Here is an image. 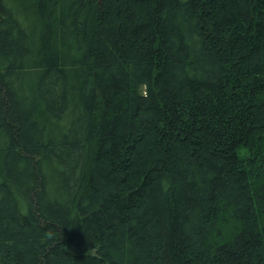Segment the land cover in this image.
<instances>
[{
  "label": "trees",
  "instance_id": "obj_1",
  "mask_svg": "<svg viewBox=\"0 0 264 264\" xmlns=\"http://www.w3.org/2000/svg\"><path fill=\"white\" fill-rule=\"evenodd\" d=\"M0 264H264V0H0Z\"/></svg>",
  "mask_w": 264,
  "mask_h": 264
}]
</instances>
